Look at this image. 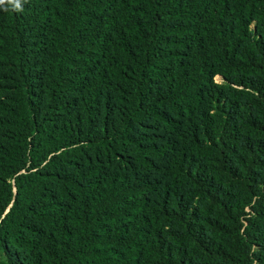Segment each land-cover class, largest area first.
Returning a JSON list of instances; mask_svg holds the SVG:
<instances>
[{
	"label": "trees",
	"instance_id": "trees-1",
	"mask_svg": "<svg viewBox=\"0 0 264 264\" xmlns=\"http://www.w3.org/2000/svg\"><path fill=\"white\" fill-rule=\"evenodd\" d=\"M0 0V264H264V0Z\"/></svg>",
	"mask_w": 264,
	"mask_h": 264
},
{
	"label": "clouds",
	"instance_id": "clouds-1",
	"mask_svg": "<svg viewBox=\"0 0 264 264\" xmlns=\"http://www.w3.org/2000/svg\"><path fill=\"white\" fill-rule=\"evenodd\" d=\"M13 3L15 4V7L19 10L20 9L19 0H13Z\"/></svg>",
	"mask_w": 264,
	"mask_h": 264
}]
</instances>
